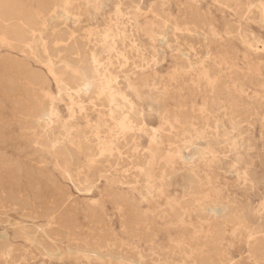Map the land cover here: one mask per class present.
I'll return each instance as SVG.
<instances>
[{"label": "rangeland", "instance_id": "1", "mask_svg": "<svg viewBox=\"0 0 264 264\" xmlns=\"http://www.w3.org/2000/svg\"><path fill=\"white\" fill-rule=\"evenodd\" d=\"M73 1L100 79L112 81L60 95L34 51H13L49 78L47 122L62 153L28 122L35 105L17 112V93L0 90V264H264L249 238L264 229V0ZM163 19L176 24L168 44L158 39ZM67 26L74 31L71 17ZM184 172L199 192L185 190ZM210 199L226 213L198 212Z\"/></svg>", "mask_w": 264, "mask_h": 264}, {"label": "bare ground", "instance_id": "2", "mask_svg": "<svg viewBox=\"0 0 264 264\" xmlns=\"http://www.w3.org/2000/svg\"><path fill=\"white\" fill-rule=\"evenodd\" d=\"M256 10L261 16H264V1L256 7ZM81 15L82 9L73 0H0V47L6 46L8 48L6 57L0 60V90L12 92L13 94L17 93V96L13 95L11 100L17 112L25 111L27 101L35 105L31 112V119L28 122L37 123L46 131L44 142L50 146L54 145L58 154L62 153L60 147L55 145L56 140L59 138V131L52 130L47 122V117L51 112V108L46 104L47 96H49L46 89L49 84V78L40 70L35 69L30 61L17 58L13 51L23 54V56H27L28 51H34V56H37L48 68L60 95L81 96L102 91L103 84H109L112 78L108 77L104 82L100 79L101 64L88 44L91 33H84L82 30ZM70 17L73 21L74 31H70L67 26V20ZM161 22L158 28V39L160 43L168 44L169 32L176 28V24L167 19H163ZM96 34L98 38L110 35L109 32H104L100 29H97ZM195 34L203 36L201 30H196ZM53 41H56L58 45L56 55L52 53ZM117 53L120 54L119 52ZM179 53L182 57L186 58L188 56L187 52L180 51ZM197 62H191V64L194 65ZM19 77H23L25 81L23 87L18 83ZM156 109L164 117H170L162 101L156 100ZM192 118V115L188 112L180 114L182 123L189 124L192 122ZM194 122H202L201 124H203V118L197 117ZM193 146L197 147L200 153L205 151L208 148L205 136L201 134L199 139L193 143ZM84 150L87 153H93L90 147L86 146ZM68 155L72 163L75 164L77 154L69 152ZM145 166L146 162H141L134 165V168L144 171ZM179 174L177 172L170 174L171 185H177L176 180ZM181 175L184 178L186 191L191 193L200 191L193 174L184 172ZM119 197L121 198V196ZM196 209L200 213L217 216L226 213L224 206L211 199L198 203ZM59 223H61V226H68L62 219H60ZM233 233L235 232L233 231ZM257 233L254 232L255 235L250 233L249 238L255 240L253 244L254 251L264 256V229L261 231V236H256ZM106 240L108 241V239ZM102 243L104 244L103 241ZM56 253L57 250H49L48 255ZM98 254L100 255L99 251ZM123 258L125 259V257Z\"/></svg>", "mask_w": 264, "mask_h": 264}]
</instances>
